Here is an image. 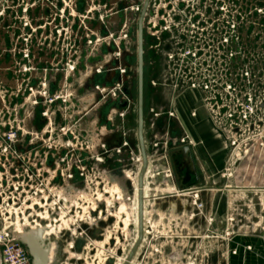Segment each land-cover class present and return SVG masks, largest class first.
Returning <instances> with one entry per match:
<instances>
[{
  "label": "rangeland",
  "instance_id": "1",
  "mask_svg": "<svg viewBox=\"0 0 264 264\" xmlns=\"http://www.w3.org/2000/svg\"><path fill=\"white\" fill-rule=\"evenodd\" d=\"M127 1L0 0V236L20 244L30 264L18 239L30 231L44 232L53 264H122L136 239L139 19ZM230 2L233 117L223 119L221 102L214 117L228 147L223 177L239 188L237 199L248 192L242 203L255 205L254 216L241 208L239 219L264 231V0ZM153 121L161 142L150 133ZM185 132L178 118L145 109L150 161L166 135L170 148L187 137L196 144ZM184 165L190 169L185 158ZM156 174L165 175L160 168ZM84 211L91 212L88 224L76 222ZM74 239L82 245L75 248ZM153 254L149 261L139 251L135 264H160ZM12 264L24 261L17 255Z\"/></svg>",
  "mask_w": 264,
  "mask_h": 264
},
{
  "label": "crops",
  "instance_id": "2",
  "mask_svg": "<svg viewBox=\"0 0 264 264\" xmlns=\"http://www.w3.org/2000/svg\"><path fill=\"white\" fill-rule=\"evenodd\" d=\"M213 106L206 95L191 91L176 104L180 124L185 128V133L196 142L194 147H190L193 159L190 169H187L183 156L178 153L183 147L175 145L176 143L172 148L161 149L153 155L152 171L155 173L160 168L167 172L170 169L174 177L169 179L164 175L156 176L157 180L150 181L149 201L145 205L146 218L153 219L159 238L157 242L141 250L149 261H154L153 250L157 247L161 250L158 255L160 264H169L172 252H177L182 258L193 252L200 253L207 264H215V260L217 264H264V231H258L247 226L248 224L243 225L244 221L242 223L239 219L240 212H244L246 208L252 210L251 215L254 216V202L251 200L243 204L242 200L247 198L248 192L237 199L239 188L231 186V180L226 181V176L223 177L227 167L228 147L220 143L219 137L224 135L214 117L217 113ZM190 110L197 111V118L189 116ZM149 128L150 133L155 134V140L157 136H161L156 134L154 121ZM196 190L201 192L200 201L205 209L202 215L191 219L195 208L189 194ZM177 192H183V195L176 197ZM220 207L222 218L220 222H216ZM231 218L236 219L234 224L228 223ZM211 220H214L213 224L210 223ZM244 220L248 222L252 218ZM226 233H232V236L228 238ZM147 242L150 243L151 238H147Z\"/></svg>",
  "mask_w": 264,
  "mask_h": 264
},
{
  "label": "flooded vegetation",
  "instance_id": "3",
  "mask_svg": "<svg viewBox=\"0 0 264 264\" xmlns=\"http://www.w3.org/2000/svg\"><path fill=\"white\" fill-rule=\"evenodd\" d=\"M145 3L127 1L138 19ZM130 31L128 19L123 30L128 42ZM230 51V0H150L144 19V111L178 118L177 102L190 91L198 93L197 85L205 82L210 89L201 93L218 113L216 92L221 81L230 83ZM228 103L229 94L224 119Z\"/></svg>",
  "mask_w": 264,
  "mask_h": 264
},
{
  "label": "water",
  "instance_id": "4",
  "mask_svg": "<svg viewBox=\"0 0 264 264\" xmlns=\"http://www.w3.org/2000/svg\"><path fill=\"white\" fill-rule=\"evenodd\" d=\"M150 0H146L143 11L138 21V35H137V60H138V140L141 152L142 167L138 177V235L134 246L128 254L124 264H132L138 252L140 251L145 240V178L149 170L150 159L147 154L145 142V111H144V19L149 9ZM183 155L185 160L193 164L190 147L180 149L179 152ZM173 154L171 155V157ZM179 178L178 173H176ZM98 226V225H97ZM86 227L81 226L77 232L80 233ZM11 230V227H9ZM86 230V229H85ZM99 232V230H97ZM10 233L12 231H9ZM44 232L30 231L19 236V240L27 248L29 255L32 258V264H53L51 253L52 247L45 241ZM76 238V237H75ZM47 243V244H46ZM82 240L74 239L73 245L75 248L81 246ZM85 243V242H84ZM1 264V260H0Z\"/></svg>",
  "mask_w": 264,
  "mask_h": 264
},
{
  "label": "built area",
  "instance_id": "5",
  "mask_svg": "<svg viewBox=\"0 0 264 264\" xmlns=\"http://www.w3.org/2000/svg\"><path fill=\"white\" fill-rule=\"evenodd\" d=\"M230 9H231V2H230ZM230 13H231V11H230ZM230 28H231V25H230ZM230 47H231V34H230ZM230 58H231V51H230ZM207 85L208 84H205V82H203V83H201V85H197V87H198V89H202V90L208 92L210 88ZM216 94H217L216 97L219 99V103L221 102L222 105H223L224 101H226L227 94H229V100H230V95H231V71H230V83H229V85L227 86L226 84H224L221 81L220 90L217 91ZM252 114H254V113H252ZM225 116H226L227 120H229V118L233 117L229 110L226 112ZM244 118L247 119L248 118V114H245ZM225 131H227V130H225ZM159 139H160V141H159ZM156 140L161 142V138L157 137ZM162 140H163L162 142L164 144L163 145L164 146L163 149L167 150L169 148L170 139L166 135V137L162 138ZM181 140L182 141H177L176 143H180L181 142L182 145H183V144L188 142L191 145L190 147L194 146L193 141L190 140L189 137L181 139ZM154 146H155V148H157V152H159L162 149V148L161 149L159 148V145L157 143ZM140 162H141V167H142V160H140ZM151 163H152V160L150 161V165H151ZM140 170H141V168H140ZM140 170L137 171V172H132L131 173L135 178H137V180H138V177H139ZM86 171L87 170L85 168L81 169L82 177H86ZM152 173H154V171H150V175L149 176H148V173L146 175V178H145V189H146V185L149 186L150 183H151L150 181H153L156 178V176H158V174H156V172L154 173V175H152ZM164 174H165L164 176L166 178H169V179H173V177H174V173L170 169H168L167 172H164ZM68 179L70 180L69 177H68ZM131 184L133 185L132 182H131ZM200 193H201L200 191L196 190L193 193L189 194L190 198H191L192 205L195 208V213H193V215L190 217L191 219H195L196 217L202 215L203 212H204L205 207H204L203 203H201V201H200ZM182 195H183V192H177L176 193V197H181ZM145 196H146L145 205L147 206V202L149 201V196H147V195H145ZM255 196H257V193H255ZM74 205H75V203H74ZM74 205L71 204V208L72 209L76 208ZM132 206H133V201H132ZM146 206H145V227H144L145 228V240H144V243H143L140 251L143 248H145L146 246L149 247V245H151V243L157 242L158 238H159L158 233H156L155 224H153V222H152L153 219L151 217L149 219L146 218V213H147ZM90 217H91V212L90 211L89 212L88 211H84L83 212V216L80 218L79 221L77 220L76 222L82 223V224L83 223L84 224H88L87 221H90ZM240 217L242 218L243 216L241 215ZM235 221H236L235 218L228 219V223L234 224ZM213 222H214V220L210 221L211 224H213ZM94 223H96V222H94ZM78 229H81V227L78 228ZM259 229H260V227L258 228V230ZM226 236L228 238H230L232 236V233H226ZM147 238H151V242L150 243L147 242ZM136 239L133 241V243L131 245V249L134 246ZM0 244H1V247L3 246L2 248H0V256H1L2 264H12V258H14V259L17 258V255H20L22 257V259L24 261V264H30V260L28 258V255H27L26 251L23 249V247L20 244L11 241L10 237L8 235H3V236L1 235L0 236ZM131 249H130V251H131ZM130 251H129V253H130ZM154 252L157 255H159L161 250L157 248V249H154ZM172 253L173 254L169 257V259H170L169 264H207L205 258L200 253H197V252H195V253L193 252V254L188 255L187 257H184V258H182V256L180 254H178L177 252H172ZM126 258H125V261H126ZM134 260H136V259H134ZM125 261H124V263H125ZM132 264H135V261H133Z\"/></svg>",
  "mask_w": 264,
  "mask_h": 264
},
{
  "label": "bare ground",
  "instance_id": "6",
  "mask_svg": "<svg viewBox=\"0 0 264 264\" xmlns=\"http://www.w3.org/2000/svg\"><path fill=\"white\" fill-rule=\"evenodd\" d=\"M151 169H152V167H151V165L149 166V170H148V176L150 175V171H151ZM126 179V178H125ZM124 180V179H123ZM123 180L121 181V180H118V179H116L115 180V182L118 184V183H120V185L121 184H123ZM135 186H136V197H135V212H134V214H135V225H136V229H137V232H136V238H137V235H138V192H139V188H138V180L136 179V181H135ZM116 188V187H115ZM148 188H149V186L148 185H146V189H145V195H147V196H149L150 195V190H148ZM172 190V189H171ZM76 194H78V193H76ZM119 200V199H118ZM160 200V199H159ZM123 203V202H122ZM124 204V203H123ZM173 206H174V204H173ZM147 215V214H146ZM20 232H23V231H20ZM126 258V257H125ZM125 258H124V260H123V263H124V261H125ZM122 263V264H123Z\"/></svg>",
  "mask_w": 264,
  "mask_h": 264
}]
</instances>
